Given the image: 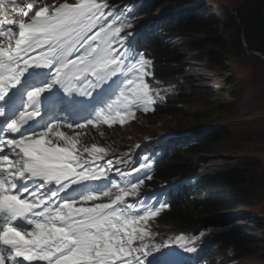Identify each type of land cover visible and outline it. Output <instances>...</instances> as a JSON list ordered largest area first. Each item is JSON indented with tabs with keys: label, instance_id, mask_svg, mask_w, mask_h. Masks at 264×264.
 <instances>
[{
	"label": "snow or ice",
	"instance_id": "obj_1",
	"mask_svg": "<svg viewBox=\"0 0 264 264\" xmlns=\"http://www.w3.org/2000/svg\"><path fill=\"white\" fill-rule=\"evenodd\" d=\"M36 4L41 6L29 17ZM15 7L28 19L17 24L8 18L5 0H0V25H7L0 27V37L9 38L7 46L0 43V264H145L152 246L145 243L149 233L143 225L167 206L144 197L127 200L139 196L144 180L151 179L147 173L129 179L148 167L147 157L127 171L115 167L127 163L123 157L103 164L97 162L103 155L83 159L74 154L75 141L61 147L51 137L52 120L59 117L44 124L36 118L42 94L51 95L57 85L70 92L73 84L86 81L81 94L91 99L81 103L99 108L97 119L106 110L113 115L116 106L114 119L123 124L126 116L134 118L135 109L147 112L163 99L146 80L151 61L134 52L135 42L128 40L132 33L121 35L132 25L109 9L106 0L53 5L31 0L26 9ZM13 26L19 33L14 43ZM41 69L47 70L46 78L30 83ZM6 135L12 138L5 141ZM93 152L105 150L93 146ZM113 170L120 181L111 176ZM95 181L104 186L88 190ZM86 202L92 205L83 206ZM137 240L140 244L134 246Z\"/></svg>",
	"mask_w": 264,
	"mask_h": 264
},
{
	"label": "rangeland",
	"instance_id": "obj_2",
	"mask_svg": "<svg viewBox=\"0 0 264 264\" xmlns=\"http://www.w3.org/2000/svg\"><path fill=\"white\" fill-rule=\"evenodd\" d=\"M119 1L124 0H113L111 3ZM243 1H193L192 7L187 8L186 12L192 8L193 10L194 8L203 9L200 17H203L202 19L209 25L210 32L207 34L186 33L179 36L165 31L163 34L167 36L165 38L169 46L175 47L174 51H178L180 59L179 70L182 74L174 80L175 88L185 92L190 100L180 105L183 111L176 115L167 114L148 121L139 113L137 123L132 124L133 128L123 134L116 132L112 138L118 140L124 137L127 142L134 139H137L135 142L143 140L148 142L167 132H182V135L188 138L187 141L196 142L210 130H228L230 138L227 141L217 145L214 151L195 158L196 172L193 173L198 179L224 169H232L241 160L249 159L252 164L246 173L252 181L255 199L243 197L237 202L240 204L237 208L229 207L232 211L227 213L220 211L206 216L202 228L205 230L212 228V230L210 232L201 230L199 236L238 239L246 232L251 236L252 244L246 249L247 254L239 258L240 264H264V60L247 48L243 33H239L242 47L237 48L235 41L238 33L231 32L227 28L228 20L226 19L227 10L236 14L238 6ZM169 5V1L161 2L159 8L146 21L148 27L155 26L154 30H157L163 24L167 26L174 21L175 17H178L176 16L178 8H170ZM180 11L183 13V10ZM234 19L237 20L236 17ZM128 22L132 28L143 25L140 23L141 20ZM158 23L160 24L157 25ZM215 35H221L227 40L221 51L229 54L228 60L211 59L210 53L213 50L216 51L218 47L205 43V40ZM180 37L189 44L199 46V50L193 53L188 49H180L178 44H183ZM195 55L197 58L193 59ZM167 89L171 90L168 87ZM80 157L83 156L80 155ZM241 210L258 213V216L250 220L249 225L245 223L241 225L240 217L235 219L229 217L232 212H241ZM247 215L246 213L244 216ZM238 253L240 255L243 252Z\"/></svg>",
	"mask_w": 264,
	"mask_h": 264
},
{
	"label": "trees",
	"instance_id": "obj_3",
	"mask_svg": "<svg viewBox=\"0 0 264 264\" xmlns=\"http://www.w3.org/2000/svg\"><path fill=\"white\" fill-rule=\"evenodd\" d=\"M162 1H169V7L173 8L192 5L194 0H150L149 5L157 9ZM194 10L195 14L203 11L201 8ZM202 18L184 17L181 21L174 23V26L167 25L169 27L167 31L179 36L186 33L207 34L211 29ZM226 19L228 20L227 28L231 32L238 33L235 41L238 49L242 47V39L239 33H243V40L246 42L247 48L251 52L257 51L264 56V0H244L238 6L236 14L227 10ZM180 38L183 41V44H178L180 49H188L193 53L199 50V46L189 44L182 37ZM226 41L221 35H215L205 40V43L218 47L216 51L213 50L210 53L212 60L224 61L229 59V54L221 51ZM174 48L173 46L170 47L165 39L161 45L156 47L158 50L157 76L171 79L182 74V71L179 70L178 51H174ZM192 58L196 59L197 55ZM189 100V96H186L185 93L171 94L165 103L156 107V112L150 116V120L161 118L167 114L176 115L183 111L180 105ZM229 138L230 133L226 129L208 131L199 141L194 142L184 150L176 151L168 159L163 160L158 166L155 178L166 183L196 172L195 158L214 151L217 145ZM251 164L249 159H243L232 169H224L221 172L200 177L197 183L188 190L186 199L171 205L170 210L167 211L168 219H171L184 230L195 232L202 227L206 216L219 213L230 204H236L238 201L235 198L244 197L254 200L255 191L252 188L249 174L246 173ZM251 240V236L245 232L243 237L227 240L225 241L226 244L223 245L226 249L235 250L238 257H241L247 254L246 249L252 244ZM239 251L243 253L239 255Z\"/></svg>",
	"mask_w": 264,
	"mask_h": 264
},
{
	"label": "water",
	"instance_id": "obj_4",
	"mask_svg": "<svg viewBox=\"0 0 264 264\" xmlns=\"http://www.w3.org/2000/svg\"><path fill=\"white\" fill-rule=\"evenodd\" d=\"M252 53H253L254 55H256V56L261 57V58L264 60V56H263V54H261L260 52L253 51Z\"/></svg>",
	"mask_w": 264,
	"mask_h": 264
},
{
	"label": "bare ground",
	"instance_id": "obj_5",
	"mask_svg": "<svg viewBox=\"0 0 264 264\" xmlns=\"http://www.w3.org/2000/svg\"><path fill=\"white\" fill-rule=\"evenodd\" d=\"M188 6H179V7H176V8H187ZM182 12H180V13H178V14H176V16H180V14H181ZM228 219H230V220H232L231 218H228Z\"/></svg>",
	"mask_w": 264,
	"mask_h": 264
}]
</instances>
